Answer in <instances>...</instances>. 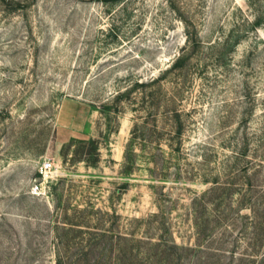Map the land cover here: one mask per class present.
<instances>
[{
    "label": "rangeland",
    "instance_id": "rangeland-1",
    "mask_svg": "<svg viewBox=\"0 0 264 264\" xmlns=\"http://www.w3.org/2000/svg\"><path fill=\"white\" fill-rule=\"evenodd\" d=\"M0 264H264V0H0Z\"/></svg>",
    "mask_w": 264,
    "mask_h": 264
},
{
    "label": "built area",
    "instance_id": "built-area-1",
    "mask_svg": "<svg viewBox=\"0 0 264 264\" xmlns=\"http://www.w3.org/2000/svg\"><path fill=\"white\" fill-rule=\"evenodd\" d=\"M53 168V162L51 160H46L42 163L41 168H40V174L42 176V181H38L34 184L33 190L35 192L42 191L44 186V181L46 180L48 173L52 170Z\"/></svg>",
    "mask_w": 264,
    "mask_h": 264
}]
</instances>
